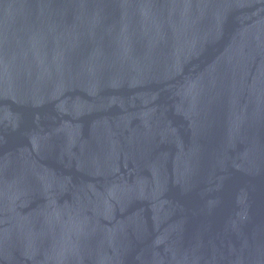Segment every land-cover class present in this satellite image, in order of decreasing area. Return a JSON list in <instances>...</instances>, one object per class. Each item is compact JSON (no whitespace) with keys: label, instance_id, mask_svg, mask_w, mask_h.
<instances>
[{"label":"water","instance_id":"obj_1","mask_svg":"<svg viewBox=\"0 0 264 264\" xmlns=\"http://www.w3.org/2000/svg\"><path fill=\"white\" fill-rule=\"evenodd\" d=\"M0 264H264V0H0Z\"/></svg>","mask_w":264,"mask_h":264}]
</instances>
